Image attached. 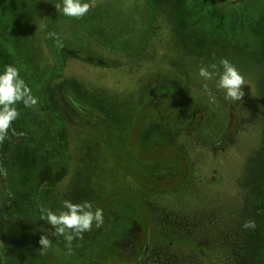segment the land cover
Returning a JSON list of instances; mask_svg holds the SVG:
<instances>
[{"label":"rangeland","instance_id":"1","mask_svg":"<svg viewBox=\"0 0 264 264\" xmlns=\"http://www.w3.org/2000/svg\"><path fill=\"white\" fill-rule=\"evenodd\" d=\"M218 1L229 11L236 2ZM55 2L0 0V69L20 68L38 97L16 105L0 143V226L17 215L0 258L50 264L39 239L57 240L38 203L58 210L70 199L104 212L71 241L82 242L83 264H264V8L241 38L211 26L185 44L176 20L160 45L146 34V57L130 60L124 50L141 43L148 18L141 1L95 0L110 5L96 20L58 16ZM221 58L245 78L240 101L225 99L218 77L199 76ZM249 220L255 228L243 227Z\"/></svg>","mask_w":264,"mask_h":264},{"label":"trees","instance_id":"2","mask_svg":"<svg viewBox=\"0 0 264 264\" xmlns=\"http://www.w3.org/2000/svg\"><path fill=\"white\" fill-rule=\"evenodd\" d=\"M138 1H141L145 5L148 18L146 20V25L143 29V38H142L143 40L141 41V43L134 48H129L127 50H124L125 52L123 51L124 57L126 55V57L130 60H132V58H134L135 56L137 57L138 54L141 56L144 55L146 57L147 55L146 53L149 51V47H147L148 41L146 40L147 39L146 34L151 32L153 39H154L153 41L155 42L154 44L160 45L162 43V40H164L163 38H166L165 31L167 33L168 28L169 30L173 31L172 30L173 26L171 25L172 23H175L176 20L180 21V23L183 24L182 37H181L182 39H180V41H183L185 44H188L189 42L192 41L193 35L196 33L197 29L198 30L201 29L207 32L206 29H209L211 26H214V28H217L218 32H223L224 30H227L229 32H233L232 33L233 37L236 36L238 38H241L246 34V32L256 29V26L259 20L258 14L264 8V0H236V2H234V4L232 5L231 11L227 10L225 8V4H221L218 0H138ZM90 2L92 3V7H90L88 13H86L85 16L82 18H94L96 20L95 17H98V15L100 14L102 15L104 11L110 10L109 8H107V6L110 7L109 4H104L105 8L103 10L102 8L104 7V5L102 7L100 5L97 6L95 4V0H90ZM122 5H123V10L127 11L123 3ZM58 16H64V15L62 14ZM94 42H96V46H97V43H98L97 40L94 39ZM110 47H108V49ZM93 58H94L93 61H96L99 63L100 58L98 59L95 56H93ZM142 59H145V58L142 57L141 60ZM187 88H189L188 85H186L185 90H187ZM196 111L198 110H195L194 115H196ZM64 143L68 146L67 141H64ZM68 152H69L68 147H66L64 148L63 153L61 154L62 163H61L60 168H63L62 169L63 172H62V175L61 173H59L60 176H63L65 173H67V171L64 168L66 167V165L68 166V160H67L68 154H69ZM116 152L117 150H115V153ZM175 153H179L182 156L183 162L181 165L182 167H184V169L192 168L191 162L186 153L184 152L182 153L180 150L179 152L176 151ZM9 165L11 167L10 163ZM10 173H11V170H10ZM60 176L58 175L57 178H59ZM39 184L38 183L36 184L37 186L35 189V190H38L39 193H41V190L43 189H47L46 191H49L48 190L49 187L46 185V183H45L46 188L43 187L42 185L39 186ZM183 185L184 183H182V186ZM9 187L10 185L8 184V181H7L6 188L9 189ZM2 190L3 189H1L0 187V192H2ZM18 192L19 191H13V190L11 191L12 195L14 196L13 199L15 200V202H19ZM3 194L7 195V193H3ZM38 205L40 209L41 208L40 203H38ZM48 206H49V203H48ZM35 211L37 212L38 210L36 209L34 210V215H35ZM37 213L39 215V211ZM16 219H17V215H14V216H10L9 218H5L2 221V226H0V228L2 227V231H3L2 235L0 234V237L3 238L4 240L3 244H1L2 248L6 246L5 235L10 234L13 230H15V228H13L12 226H15L14 223ZM34 219L35 217L33 216L32 221ZM10 227H12V229H10ZM151 228H154V227H153V220L150 218L149 220V234L150 235L149 236H154V239L155 238L157 239L158 235L155 233L153 235ZM55 240L57 241L54 242L51 240L52 243H55L54 245H52L53 249H47V258L48 257L50 258L51 254L53 255V258L51 257L49 259L50 264H70L69 260L67 259L68 257L66 256L68 254H70V256L74 258L77 264L79 263L83 264V259L81 258L79 260V257H77V255L79 256L81 253L80 251L83 249L82 248L80 251L79 250L77 251L80 245L83 246V244H80L82 242H80L76 246L74 244L73 246L72 242L69 245V243L64 239L63 236H61V238L56 237ZM152 242L154 243L155 241L153 240ZM8 257L9 256L8 255L6 256V252H5V254L2 255V258H0V264H6ZM48 263L49 261L45 264H48Z\"/></svg>","mask_w":264,"mask_h":264},{"label":"clouds","instance_id":"3","mask_svg":"<svg viewBox=\"0 0 264 264\" xmlns=\"http://www.w3.org/2000/svg\"><path fill=\"white\" fill-rule=\"evenodd\" d=\"M55 7L64 16L81 18L88 13L92 3L90 0H57ZM219 65V68L215 63L201 66L199 76L204 80L218 77L216 87L223 90L225 99L232 102L240 101L244 96L242 85L246 84L243 74L227 58H221ZM20 71V68L14 64H6L0 69V143L8 138L13 121L20 115L16 105L22 102L25 107L31 108L38 104V97L33 94L20 75ZM203 87L207 90L208 86L205 84ZM40 219L52 226L53 236H63L70 245L74 238L91 230L94 223L99 227L103 223L104 212L99 207L93 209L90 201L77 203L64 199L62 207L58 210L41 206ZM243 227L255 228L256 225L254 221L249 220L244 223ZM51 243L49 236L40 237L41 254L51 247Z\"/></svg>","mask_w":264,"mask_h":264}]
</instances>
